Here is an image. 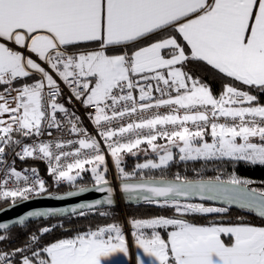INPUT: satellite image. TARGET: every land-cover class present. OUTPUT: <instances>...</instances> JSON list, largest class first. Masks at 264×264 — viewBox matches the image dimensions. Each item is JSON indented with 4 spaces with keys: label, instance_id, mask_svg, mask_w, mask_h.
<instances>
[{
    "label": "snow or ice",
    "instance_id": "1",
    "mask_svg": "<svg viewBox=\"0 0 264 264\" xmlns=\"http://www.w3.org/2000/svg\"><path fill=\"white\" fill-rule=\"evenodd\" d=\"M157 33H163L161 38L129 53L128 46ZM170 33L182 37L184 44ZM10 44L35 54L52 71ZM88 44L98 47H83ZM109 49L122 51L108 54ZM189 61L204 62L225 77L264 92V0H0V86H4L0 91V165L7 163L6 147L14 151V146H20L15 155L47 160L56 183L66 181L79 192L88 191L76 182L90 171L93 187L108 193L71 208L31 211L17 223L58 214L83 217L99 212L108 217L110 211H101L100 206L116 203L100 141L86 136L81 118L59 102L63 82L71 92L69 102L74 97L94 109L89 116L114 159L127 198L172 208L179 214L130 221L136 246L151 258L150 264H264V226L243 222L198 225L186 218L188 214L226 213L231 205L264 218V190L250 188L251 179L233 171L228 179L191 181L178 174L173 179H156L141 174L134 180L137 173L123 166L125 155L147 153L149 148L158 159L139 163L137 169L168 167L176 159L174 148L180 161L227 159L233 164L264 165V104L251 91L232 84H224L223 91L214 95L207 83L185 70ZM34 75L38 78L31 83L13 86ZM150 81L155 82L159 98L153 99ZM137 87L138 98L134 95ZM163 107L166 113L159 111ZM153 109L151 116L143 115ZM58 112L64 114L63 119H58ZM125 117L132 119L112 126ZM62 127L80 136L66 142L78 144L74 151H63V142L25 144L16 138V134L39 137L45 129ZM145 144L148 148H141ZM62 158L73 159L61 163ZM0 171V200L10 199L15 205L48 191L35 168L22 172L7 166ZM10 182L15 187L9 188ZM78 194L69 191L67 196ZM192 197L223 201L225 206L193 203ZM54 227L38 232L50 233ZM8 228L7 223H0V229ZM162 229H171L167 240ZM222 236H228L230 243ZM6 238L0 234V241ZM39 240L33 233L25 247L0 250V264H14L17 256L21 258L18 264H108L114 255L129 252L118 222L47 246H40ZM139 264L146 261L141 258Z\"/></svg>",
    "mask_w": 264,
    "mask_h": 264
},
{
    "label": "trees",
    "instance_id": "2",
    "mask_svg": "<svg viewBox=\"0 0 264 264\" xmlns=\"http://www.w3.org/2000/svg\"><path fill=\"white\" fill-rule=\"evenodd\" d=\"M175 34V33H170ZM163 33L154 34L148 38L136 42L134 45L128 47L129 53L135 48L146 46L156 39L161 38ZM178 42L183 41L177 38ZM97 44H88L83 47H97ZM122 49H109L108 54H119ZM186 53L189 49L185 48ZM185 70L190 72L194 77H198L203 82L207 83L214 95H219L223 91L224 84H232L241 90L251 91L252 94L258 96L259 102L264 104V92H259L256 89H249L248 86L243 85L241 82L234 81L231 78L225 77L211 66L206 65L204 62L189 61ZM38 77H33L25 80L21 78L18 83L32 82ZM4 86H0V91ZM61 103H64L66 107L71 108L67 96L62 93L60 98ZM207 140H211L210 136L206 137ZM158 143H166L165 139H158ZM142 146H146L142 145ZM149 157L142 156H127L124 158L123 166L125 169H133L140 161L147 160ZM29 165H38L42 172L46 173V167L41 161L28 160ZM233 171L242 178L251 179L253 183L249 185L252 188L258 190H264V165H250L245 162H239L233 164L227 159L223 161H180L176 154V159L170 163V165L163 169H152L146 172L145 178L148 177H163L174 178L177 174L182 179H215L220 176L221 179H228L229 175ZM138 173V172H136ZM76 185L79 187H87L94 185V180L90 171H86L82 174ZM109 176V174H108ZM133 178H139L135 176ZM78 187L67 185L61 188H57L51 192L52 195L58 196L66 192H69ZM128 196L122 199V204L116 201L114 205L100 206V210H108L111 215L108 217H102L99 212H90L83 217L73 216L71 214H58L51 217H28L24 225L19 223L11 224L8 230L1 229L0 234H4L7 238L4 241H0V250L2 251H14L17 248H23L30 242V237L33 233L40 236L38 244L40 246H47L49 243L55 242L62 238L73 237L79 233L86 232L88 230H95L99 226H106L111 222H118L121 226L124 223V218L128 223L132 219L136 218H152L159 215L166 217H173L175 214L172 208H162L159 205L147 204L144 201L129 200ZM193 201H199L193 199ZM201 202V201H200ZM205 204H218L225 206L223 201H211L202 202ZM11 204L8 200H0V208ZM229 210L226 213H214V214H191L187 215V219L193 223L209 224L214 222H227V223H249L254 225L264 226V218L258 216L254 211L249 209H240L237 205L228 206ZM56 227L52 228L50 233H40L38 229L42 227ZM32 247L35 249L36 245ZM30 254V252L28 253ZM21 260L19 256L14 259V264H18Z\"/></svg>",
    "mask_w": 264,
    "mask_h": 264
},
{
    "label": "built area",
    "instance_id": "3",
    "mask_svg": "<svg viewBox=\"0 0 264 264\" xmlns=\"http://www.w3.org/2000/svg\"><path fill=\"white\" fill-rule=\"evenodd\" d=\"M10 46H13L17 50L24 52V54L26 56L30 55L34 59L38 60V58L36 56L32 55L26 49H20L19 46H15V45H11V44H10ZM97 47H88V49H95ZM69 51H71V49H69ZM38 62H40L49 71H52L50 69V66L43 64L42 61L38 60ZM53 75H55L54 72H53ZM56 78L59 81V78L58 77H56ZM134 79L139 80L140 84H144L145 87H147L145 82L143 80H140L139 77H134ZM28 83H31V82H28ZM150 83H152V86H153V99L159 98L160 93L158 91H155V82L150 81ZM22 84L23 83L16 82L13 86L19 87ZM60 87L62 89V93H64L67 96V98H69L71 96L70 90L63 84V82H60ZM1 91H3V89ZM172 94L175 95V92L173 91ZM13 95H15V93H13ZM134 95L137 98L139 97V88L138 87L134 90ZM60 98H58V99H59V102L61 103ZM165 98H167V97H165ZM68 101H69V99H68ZM69 103L71 106L70 110L74 111L75 114L81 118L80 127L84 128L86 130L85 135L86 136H93L97 140L100 141L101 149L103 151V154L106 156V163H107L108 167L111 169V176H110L111 180H113V181L120 180L119 175L117 174V172L113 168V158L111 157L110 152L107 149V144L104 142L103 138L99 135L100 129L94 124L92 118L89 116V113L94 112V109L86 108L80 101L76 100L74 97L71 99V101ZM154 111H156V110L155 109L150 110L148 112L143 113V115L145 117L151 116ZM159 111L161 113H166L168 111V109L166 107H163V108L159 109ZM63 116H64L63 113H59V112L57 113L58 119H63ZM130 119H132V118L125 117L123 120L114 121L112 126L115 128L121 124H126L127 122H129ZM105 127H107V125H105ZM16 138L21 139L22 143H25V144H32L33 142H41L42 141V142H52L53 145H55L56 143H62L63 142V143H65V147L62 149L63 151H74L75 147H78V144L77 145H70V144H67L66 142L78 140L80 138V136L78 134L71 133L69 131L68 127H62L61 129H56V128L45 129L44 134L42 136H39V137H37V136L21 137V136H19V134H16ZM14 148H15V150L13 151L12 147H6V155H5L4 159L7 163L5 165H0V168L7 167V166H13L17 170L22 171V172H26V170L31 169V168L37 169L39 176L46 181V187L48 189L47 193H51L53 190H55L57 188H61L63 186L69 185V183L66 181L60 182V183L55 182L53 176L49 174V162L47 160L38 159V158H34V157H28L25 159H21L19 156L15 155V152L20 151V146H14ZM53 150L59 151L58 149H55V147L53 148ZM91 154L92 153L89 152V155H91ZM72 159L73 158H69V159L65 160L64 158H62L61 163L72 162ZM28 160L41 161L44 164V166L46 167V173L42 172V170L40 169V167L38 165H32L31 166V165L27 164ZM0 175H3L2 171H0ZM8 187L9 188L15 187V184L10 182ZM47 193H44V194H47ZM33 197H35V196H33ZM7 200L11 203L10 199H7ZM123 231H124V233L126 231H128V233H125V234L129 237L130 243H131V237H132L131 235L133 234L134 229L132 228V226H129L128 224H126L125 229H123ZM130 243H129V245H130Z\"/></svg>",
    "mask_w": 264,
    "mask_h": 264
},
{
    "label": "water",
    "instance_id": "4",
    "mask_svg": "<svg viewBox=\"0 0 264 264\" xmlns=\"http://www.w3.org/2000/svg\"><path fill=\"white\" fill-rule=\"evenodd\" d=\"M153 178L160 179L161 177H153ZM133 179L135 180L138 178H133ZM166 179H173V178H166ZM188 180L198 181V180H209V179H188ZM109 181H110V186L114 188L113 199L119 202L120 204H122V199L128 196V194L124 193L120 188L121 180L118 181L109 180ZM86 188L89 190L84 192H79V188L71 190V191H77L79 193L76 196H67L68 192L58 196H54L51 193H47L40 196L32 197L28 200H20L16 202L15 205H12L11 203L7 206L0 208V223H7L10 226L11 224L17 223V221L21 216H26L27 213L31 211H39L49 208H71L80 204L90 203L96 199H102L108 195L107 192L97 191L93 187V185L87 186ZM193 199H198L201 202H211L208 200H201L200 197H192L190 198V201ZM132 258H133V254H132Z\"/></svg>",
    "mask_w": 264,
    "mask_h": 264
},
{
    "label": "rangeland",
    "instance_id": "5",
    "mask_svg": "<svg viewBox=\"0 0 264 264\" xmlns=\"http://www.w3.org/2000/svg\"><path fill=\"white\" fill-rule=\"evenodd\" d=\"M209 142H211V140H208ZM160 144H162V143H160ZM163 144H165V143H163ZM141 148H148V146L146 145V146H141ZM173 152L175 153V154H177V156H178V149H173ZM127 156H142V157H149L147 160H149V159H152V160H157L158 159V155L156 154V153H153V152H151V150H150V148L148 149V151H147V153H145V152H143V151H139V152H137V154L136 155H131V154H128V155H125L124 156V158H126ZM123 158V159H124ZM147 160H144V161H140V162H138L137 164H139V163H144V162H146ZM136 164V165H137ZM103 165H101V170L103 169ZM86 168H90V165H86ZM107 168H108V172L106 173V178L108 179V180H111V169L108 167V165H107ZM113 168H114V170L117 172V174L119 175V173H118V170L116 169V167H115V162H114V159H113ZM127 171H130V172H132V171H135V172H138L137 173V176H139V175H146V172L147 171H149V170H152V169H143V170H140V169H137L136 168V166L133 168V169H126ZM108 174H109V176H108ZM83 176V175H82ZM81 178V177H80ZM93 178V177H92ZM93 180H94V178H93ZM78 181H79V178H78ZM69 185H71V184H69ZM73 186V185H72ZM190 202H193V203H202V202H200V201H193V200H191ZM205 204V203H204ZM206 206H218V207H223V206H221V205H218V204H205ZM174 211V210H173ZM210 214H214V213H210ZM179 215V214H178ZM188 215H191V214H188ZM152 218H154V217H152ZM191 222V221H190ZM193 223V222H192ZM214 223H222V224H225V225H231V224H236V223H227V222H214ZM126 224H128L129 226H131V223H128L127 222V220L124 218V223H123V225H122V228L123 229H125V225ZM195 224H198V225H208V224H199V223H195ZM210 224V223H209ZM252 225H254V224H252ZM254 226H260V225H254ZM171 229H162L161 230V234H162V236H163V238L165 239V240H167L168 239V236H167V232L168 231H170ZM132 234V233H131ZM125 236H126V241H127V245H128V248H129V252H128V254L127 255H125V254H116V255H114L112 258H110L109 260H108V264H132V262H133V264H139V260L142 258V259H144L145 261H146V264H150V260H151V258H149L146 254H144L143 253V250L142 249H139V248H137V246H136V242H135V236L132 234L131 236V243L132 244H134V245H132V247L129 245V243H130V239H129V237L125 234ZM74 237V236H73ZM68 238H72V237H68ZM62 239H64V238H62ZM222 239H224L225 240V243H230V238L228 237V236H222ZM132 250H133V252H132ZM132 254H134L135 255V263H134V257L132 258Z\"/></svg>",
    "mask_w": 264,
    "mask_h": 264
},
{
    "label": "crops",
    "instance_id": "6",
    "mask_svg": "<svg viewBox=\"0 0 264 264\" xmlns=\"http://www.w3.org/2000/svg\"><path fill=\"white\" fill-rule=\"evenodd\" d=\"M172 35H176L177 38H180V39L182 40V37H180L178 34L175 33V34H172ZM183 43H184V42H183ZM128 47H129V46H128ZM31 54H32V53H31ZM32 55L35 56V54H32ZM32 58H33V57H32ZM33 59H34V58H33ZM217 71H218V70H217Z\"/></svg>",
    "mask_w": 264,
    "mask_h": 264
},
{
    "label": "bare ground",
    "instance_id": "7",
    "mask_svg": "<svg viewBox=\"0 0 264 264\" xmlns=\"http://www.w3.org/2000/svg\"><path fill=\"white\" fill-rule=\"evenodd\" d=\"M125 233H128V231H126ZM132 245H134V244H132V243H130V246L132 247ZM133 248V247H132ZM132 252H133V250H132ZM133 257H134V263H135V255L133 254Z\"/></svg>",
    "mask_w": 264,
    "mask_h": 264
}]
</instances>
